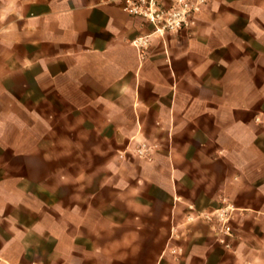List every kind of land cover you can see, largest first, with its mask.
<instances>
[{
  "label": "crops",
  "instance_id": "obj_1",
  "mask_svg": "<svg viewBox=\"0 0 264 264\" xmlns=\"http://www.w3.org/2000/svg\"><path fill=\"white\" fill-rule=\"evenodd\" d=\"M155 1L168 6L173 0ZM203 7L192 17L197 29L188 36L180 31L168 37L144 17L123 11L120 0H0V40L24 50L17 56V67L8 66L7 74L13 68L31 71L25 86L42 90L33 102L50 97L47 101H61L70 108L79 102H120L126 96L135 105L141 87H167L164 128L170 134L173 111L186 97L184 77L196 73V54L230 56L224 69L231 72L264 70V0H207ZM148 37L151 46L142 58L140 39ZM0 53L14 52L3 48ZM212 61L203 65L211 69ZM193 80L196 84V77ZM251 86L264 100V80L254 79ZM216 96L202 101L216 102L213 109L223 110L228 119L236 110H255L250 118L242 113L235 131L223 126L216 129L220 132L214 142L199 141L200 148L214 143L215 151L223 152H213L210 160L220 158L225 165L214 195L223 189L230 202L231 207L225 203L223 208L226 221L231 219L230 234L222 226L196 220V213L178 201L172 177L169 205L163 212L149 206L143 192L138 206L130 203L115 211L123 220L111 223L88 221L91 212L77 220L73 207L61 211L57 204L42 212L40 192L16 189L8 192L16 199L11 207L0 208V264H264V109L249 105L243 90L231 91L235 100L223 104L218 102L220 93ZM190 100L196 107V88ZM256 118L258 123L253 122ZM133 119L131 134H138V116ZM249 123L257 126L255 133ZM255 135L257 142L250 146ZM250 148L255 158H249ZM233 162L239 175L230 171ZM26 196L33 202L27 205ZM49 197L56 198L52 193Z\"/></svg>",
  "mask_w": 264,
  "mask_h": 264
},
{
  "label": "rangeland",
  "instance_id": "obj_2",
  "mask_svg": "<svg viewBox=\"0 0 264 264\" xmlns=\"http://www.w3.org/2000/svg\"><path fill=\"white\" fill-rule=\"evenodd\" d=\"M204 4L191 13L188 22L179 29L161 32L168 37L180 31L190 35L198 26L192 23V17L202 12ZM186 39L184 46L188 44ZM151 42L148 37L142 43V58L147 56ZM173 47H176V40ZM3 48L14 53H0V91H7L3 96L0 92L2 210H8L16 201L8 192L19 189L40 192L42 195L38 201L42 212H49L50 205L57 204L61 211L73 207V217L77 220L86 219L84 212H91L88 221L111 223L123 220L122 216L114 215L115 211L125 209L130 203L138 206L143 192L148 194L149 206L163 212L169 205V177H172L179 193L178 201L196 213V220L222 226L223 220L218 213L224 211L225 203L231 205L226 202L223 189L218 196L214 194L225 165L220 158H210L213 152H223L215 151L214 143L200 148L199 141L214 142L220 132L216 129L223 126L235 131L240 127L238 121L242 113L250 118L255 110H236L234 117L228 119L223 110H214L216 102L202 99L220 93L218 102L223 104L235 100L230 97L231 91L243 90L248 95L249 105L264 109V100L258 99L257 89L251 86L254 79L264 80V70L231 72L224 69V60L230 56L212 54L202 57L196 54L193 57L196 73L190 72V77H184L182 89H185L186 97L179 99V106L173 111L174 127L168 134L164 128L170 95L167 87H141L135 105L127 101V96L121 97L120 102H79L72 104L73 108L61 101H47L50 97H40L42 101L33 102L42 90L25 86V82L31 79V71L15 69L19 63L17 56L24 50L17 51L18 46L0 40V51ZM206 61H212L211 69L209 65H203ZM216 61H220V65H216ZM10 65L15 68L13 73L7 74ZM194 77L196 84L192 83ZM195 88L196 107L190 104ZM225 90L229 91L227 96L223 94ZM135 114L140 127L138 134H131L136 127ZM253 122L259 121L256 118ZM248 127L254 133L257 130L253 123ZM256 142L255 135L250 146ZM255 157L256 151L250 148L249 158ZM230 171L240 174L235 163ZM50 193L56 198H50ZM235 200L239 203V194ZM24 201L28 205L33 199L26 196ZM235 222L238 223L239 218ZM226 223L230 225V217Z\"/></svg>",
  "mask_w": 264,
  "mask_h": 264
},
{
  "label": "built area",
  "instance_id": "obj_3",
  "mask_svg": "<svg viewBox=\"0 0 264 264\" xmlns=\"http://www.w3.org/2000/svg\"><path fill=\"white\" fill-rule=\"evenodd\" d=\"M120 1L123 11L144 17L153 24L156 30L162 31L179 29L188 22L189 15L199 10L206 0H173L168 6L159 4L155 0ZM140 41L145 42L142 38ZM218 216L223 220L222 229L230 234L231 228L226 224L225 212L218 213Z\"/></svg>",
  "mask_w": 264,
  "mask_h": 264
}]
</instances>
